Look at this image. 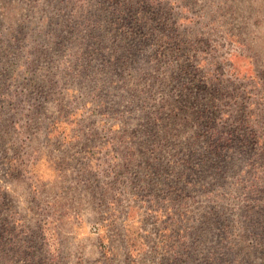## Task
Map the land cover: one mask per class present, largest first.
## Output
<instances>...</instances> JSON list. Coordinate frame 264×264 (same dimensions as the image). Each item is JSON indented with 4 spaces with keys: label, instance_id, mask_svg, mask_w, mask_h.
Returning <instances> with one entry per match:
<instances>
[{
    "label": "rangeland",
    "instance_id": "rangeland-1",
    "mask_svg": "<svg viewBox=\"0 0 264 264\" xmlns=\"http://www.w3.org/2000/svg\"><path fill=\"white\" fill-rule=\"evenodd\" d=\"M0 264H264V0H0Z\"/></svg>",
    "mask_w": 264,
    "mask_h": 264
}]
</instances>
